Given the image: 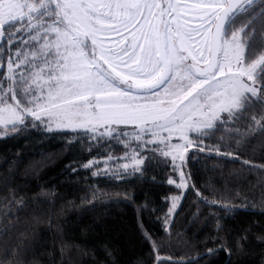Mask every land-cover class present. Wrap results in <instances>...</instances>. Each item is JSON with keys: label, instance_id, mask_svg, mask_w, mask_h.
<instances>
[{"label": "snow or ice", "instance_id": "obj_1", "mask_svg": "<svg viewBox=\"0 0 264 264\" xmlns=\"http://www.w3.org/2000/svg\"><path fill=\"white\" fill-rule=\"evenodd\" d=\"M258 27L264 30V0H0V136L32 125L71 131L97 146L123 145L119 157H101L103 171L116 180L121 172L141 173L157 158L170 172L168 184L194 190L209 207L234 211L223 197L204 195L215 191L189 183L193 174L185 167L189 149L221 153L223 137L217 145L206 143L221 125H237L230 137L264 133V111L246 115L254 104L264 105V45L252 39ZM180 199L164 197L165 225ZM221 228L217 224V235L208 237L214 248L206 254L220 241L219 250L230 256L231 245L246 239L222 237ZM144 238L155 264L200 258L165 259L153 234L145 231ZM29 251L11 238L0 247V264H41Z\"/></svg>", "mask_w": 264, "mask_h": 264}, {"label": "trees", "instance_id": "obj_2", "mask_svg": "<svg viewBox=\"0 0 264 264\" xmlns=\"http://www.w3.org/2000/svg\"><path fill=\"white\" fill-rule=\"evenodd\" d=\"M243 20L238 18L235 26ZM252 39L254 45H264V30L258 27ZM262 111L264 105L254 104L246 115ZM246 123L242 121L240 127ZM236 126L221 125L206 141L214 146L223 137L221 153L193 150L186 161V172L193 174L189 183L215 191V195H204L208 200L223 197L221 203L234 211L209 207L188 189L168 225L164 214L169 204L164 197L180 191L167 183L170 172L157 158L147 160L141 173L121 172L116 180L103 171L94 175L100 164L85 167L93 157L108 154L86 137L32 125L0 136V247L14 238L16 247H30L28 258L36 256L41 264H126L136 257L155 264V254L148 258L151 242L144 238L146 231L160 244V256L165 259L187 261L199 254L196 264H264V169L260 167L264 165V133L230 137L229 130ZM226 151L234 156H224ZM109 152L117 156L123 150L117 147ZM19 200L27 203L21 205ZM6 210L12 213L7 218ZM221 215L224 219H217ZM8 224L14 227L2 232ZM217 224L222 225V237L235 241L246 236L240 247L231 245L230 256L219 250L220 241L212 254H206L214 248L208 237L217 235ZM76 233L107 239L114 258L76 243Z\"/></svg>", "mask_w": 264, "mask_h": 264}, {"label": "rangeland", "instance_id": "obj_3", "mask_svg": "<svg viewBox=\"0 0 264 264\" xmlns=\"http://www.w3.org/2000/svg\"><path fill=\"white\" fill-rule=\"evenodd\" d=\"M45 128V127H44ZM46 129V128H45ZM48 132V129H46ZM53 132H63V133H69L71 135H74L71 131H63V130H52ZM12 131L9 130L8 134H10ZM81 137V136H80ZM83 137V136H82ZM102 148H104L105 150H107V152L109 153V149H113V148H121L124 151V146L123 145H112L111 143H109L108 145H102ZM193 150H199L197 148H192L189 149V153L190 151ZM112 151V150H111ZM112 155H114L113 153H111ZM122 154V153H121ZM108 155V154H107ZM120 155H117L116 157H119ZM122 163V161H119ZM97 164H100V170L103 171L104 169V164L102 159H97L96 160ZM110 167H114L116 162L110 161ZM185 171H186V167H185ZM104 172V171H103ZM123 173V172H122ZM127 173H132V171H128ZM111 174V173H108ZM178 189V188H177ZM180 191V196L182 198L183 194L186 192V190H182V189H178ZM183 193V194H182ZM181 200V199H180ZM180 201L177 204V207L179 205ZM73 239L76 243L78 244H88L91 245L93 247H95L100 253H102L105 257H109V258H114V254L111 250L110 247V243L108 242L107 239L102 238V237H98V236H94V235H88V234H84V233H76L73 235ZM117 258V256H116ZM116 261H119L118 258L116 259Z\"/></svg>", "mask_w": 264, "mask_h": 264}]
</instances>
